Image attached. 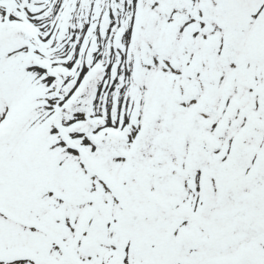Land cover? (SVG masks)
Listing matches in <instances>:
<instances>
[{"label":"snow or ice","instance_id":"1","mask_svg":"<svg viewBox=\"0 0 264 264\" xmlns=\"http://www.w3.org/2000/svg\"><path fill=\"white\" fill-rule=\"evenodd\" d=\"M0 264H264V0H0Z\"/></svg>","mask_w":264,"mask_h":264}]
</instances>
